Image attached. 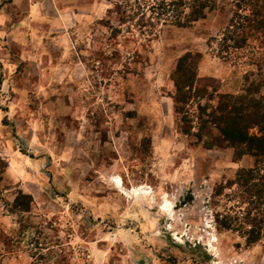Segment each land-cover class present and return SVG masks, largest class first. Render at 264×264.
Wrapping results in <instances>:
<instances>
[{
	"label": "rangeland",
	"instance_id": "rangeland-1",
	"mask_svg": "<svg viewBox=\"0 0 264 264\" xmlns=\"http://www.w3.org/2000/svg\"><path fill=\"white\" fill-rule=\"evenodd\" d=\"M122 1L0 0V264H264V166L202 128L263 80L264 50L218 57L226 3L140 27ZM188 53L198 95L179 115Z\"/></svg>",
	"mask_w": 264,
	"mask_h": 264
},
{
	"label": "trees",
	"instance_id": "trees-1",
	"mask_svg": "<svg viewBox=\"0 0 264 264\" xmlns=\"http://www.w3.org/2000/svg\"><path fill=\"white\" fill-rule=\"evenodd\" d=\"M142 1V3H141ZM123 0L116 4L123 14L134 8V14H139V26H145L144 18L163 24L175 25L177 27L189 26L204 18L206 12H212L219 4L226 3L231 7V17L221 34L217 44V55L219 58L228 59L235 52L242 50L253 43L255 50H264V0ZM130 3H133L132 5ZM129 7V8H127ZM149 25V24H148ZM199 54L190 53L178 60L174 72V108L176 113L184 114L179 103L187 105L195 96L194 69ZM257 70L264 66V52L261 60L254 61ZM187 65V67H185ZM262 81L251 80L247 89L240 95L217 96L216 105L205 114L204 124H212L219 133L222 141L238 151L237 155H250L255 159L254 166H264V78ZM247 80V79H246ZM206 90V89H204ZM206 94V93H205ZM257 94L260 95L257 97ZM209 100V99H207ZM208 106L198 105L200 112L206 111ZM186 123L185 117L181 119ZM182 132L188 134L189 130L182 127ZM201 129V128H200ZM251 129H256L255 134H250ZM253 170H240L238 176H251ZM244 178V177H243ZM247 179L245 182L247 183ZM29 199L27 207L31 202L30 196H20ZM17 202V199L15 200Z\"/></svg>",
	"mask_w": 264,
	"mask_h": 264
}]
</instances>
